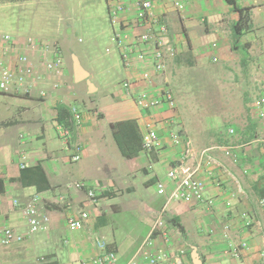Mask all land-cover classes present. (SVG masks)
Returning <instances> with one entry per match:
<instances>
[{"label": "crops", "instance_id": "0c3cea01", "mask_svg": "<svg viewBox=\"0 0 264 264\" xmlns=\"http://www.w3.org/2000/svg\"><path fill=\"white\" fill-rule=\"evenodd\" d=\"M31 1L37 5L43 3L44 9H50L51 1L55 0ZM106 1L108 8L109 1ZM153 1L155 12L168 23L175 49V56L169 59L168 65L170 80L169 69L174 62L200 65L215 57L219 61L236 62L240 78L250 86L256 98L264 88V0H236L251 9L250 21L235 47L231 26L239 15L225 0H187L181 12L174 8L171 0ZM28 3L30 0H0V9L12 14L18 6ZM133 13L134 9L130 8L125 15ZM2 35L0 33V43ZM209 35L214 38L211 44ZM14 36L21 40L25 35ZM38 39L58 43L65 65L60 76L52 75L41 84L48 89L45 98L36 94L0 92V226H11L23 232L27 227L23 208L34 194L40 195L39 209L47 213L51 221L47 230L21 242L0 244V264H61L66 260L81 264L86 258L99 254L92 239L95 234L106 241L108 250L116 252L117 260L110 264H127L174 186L167 175L169 169L186 155L185 144L173 142L169 134L172 129H180V124L191 135L196 154L204 147L228 140L234 146L237 160L225 156L221 150H211V154L225 163L227 171L204 164L198 176L206 182L205 199L171 202L162 227L154 234V248L171 256L183 250L186 264H194V249L200 264H259L261 233L255 226H245L242 217L246 212L264 227V205L260 203L264 198V117L255 108L254 99L247 103L242 118L231 121L233 133L211 128L215 133L211 135L209 128L201 137L184 121L182 123L178 97L173 109L159 107L143 111L125 92L122 80L129 75L140 77L142 64L129 68L122 63L125 76L119 83L121 91H108L106 86L115 80L108 77L99 79L98 84L94 82V76H100L101 71L91 70V66L97 68L98 64L87 50L83 51L82 58L73 50L70 64L66 51L72 48L66 47L63 39ZM23 51L25 46L19 41L7 55L0 53V58L13 67ZM73 54L90 73L83 79L86 84L75 80ZM56 81L63 85L54 88ZM154 81L157 91L161 78ZM78 102H82L83 109ZM70 105L82 110L83 122L74 128L70 142H66L58 136L56 125L63 121L60 107L68 109ZM124 119H135L142 133L150 124L158 131L161 144L151 152L142 150L135 157H125L111 128L113 122ZM74 143L82 145V158L76 162L71 160ZM23 153L26 166L40 165L46 179L32 178L22 172ZM34 179L37 182H33ZM80 180L88 182L99 193L95 201L87 197L86 190L66 187L68 182ZM158 181L164 183L166 191L155 198L147 193V188ZM137 191L144 193L134 196ZM81 209L89 212V218L82 229L72 230L68 227V216ZM125 210L138 211L139 216L135 221L116 217ZM123 223L128 226L125 232H121ZM226 224L230 225L229 235L224 230ZM242 241L248 242L249 247L235 258L230 253V245ZM162 264H173V260Z\"/></svg>", "mask_w": 264, "mask_h": 264}, {"label": "built area", "instance_id": "2783aa9c", "mask_svg": "<svg viewBox=\"0 0 264 264\" xmlns=\"http://www.w3.org/2000/svg\"><path fill=\"white\" fill-rule=\"evenodd\" d=\"M108 11L110 20L115 26L114 41L119 50L120 58L125 67L134 68L138 64L143 65L140 77L129 75L121 82V87L135 100L137 106L143 111L154 108L177 106L175 94L171 88V80L168 75L169 59L175 56L173 40L169 32V26L162 15L155 12L153 0H108ZM129 1V2H128ZM174 8L181 12L185 9L187 0H171ZM134 9L131 15H125L129 9ZM18 37L10 33L1 36L0 53L5 56L22 41L25 51L17 57L15 66H10L7 61L0 58V92L16 93L26 96L34 94L41 98L48 95V89L41 84L50 76H60L63 72L65 60L63 52L58 43L42 42L41 39L33 36ZM110 51V50H108ZM214 60L216 58L214 57ZM161 78V87L156 90L155 78ZM62 82L53 83L54 88H59ZM139 87L135 89V86ZM134 88V89H133ZM259 115L264 117V88L259 92L253 102ZM83 122L82 110L75 105L68 108V116L56 125L58 136L70 142L74 128H78ZM234 132L233 128L229 129ZM173 142H183L186 146V155L171 167L167 173L173 182V188L167 195L164 206L159 211L150 231L141 241L133 256L127 264H162L172 259L173 264H186L185 252L179 251L172 256L166 251L154 248V234L163 225L164 216L167 213L168 205L171 202H190L193 199L204 200L206 182L198 176L204 164H213L227 171L225 163L211 154V150L218 149L227 157L237 160V155L232 144H215L211 147L202 148L197 154L191 145L190 140L180 133V130L172 129L169 132ZM161 144L158 131L147 124L142 133V150L151 152ZM74 153L71 156L73 162L82 158V145L74 143ZM196 158V159H195ZM26 156L22 154L21 168L26 166ZM195 160V162H193ZM157 191L164 194L166 191L163 182L158 181ZM66 187L69 190H86L87 197L95 201L99 193L86 181L68 182ZM40 195L34 194L24 205V214L27 218V227L22 231L7 225L0 226V244L10 245L21 242L26 237L33 236L48 229L50 216L39 209ZM17 204L18 202L15 201ZM212 203V202H210ZM264 205V198L260 199ZM245 226H255L261 233L260 263L264 264V227L261 221L253 220L243 212ZM89 218V212L81 209L70 213L68 216V227L72 230H79L85 226ZM230 225L224 227L226 235H229ZM92 239L99 249V254L90 256L81 264H110L117 260V254L108 250L106 241L99 235L92 236ZM249 247L248 242L242 241L230 245V253L233 257L239 258L244 249ZM45 261V258H42Z\"/></svg>", "mask_w": 264, "mask_h": 264}, {"label": "rangeland", "instance_id": "374dc122", "mask_svg": "<svg viewBox=\"0 0 264 264\" xmlns=\"http://www.w3.org/2000/svg\"><path fill=\"white\" fill-rule=\"evenodd\" d=\"M30 2L28 5L18 6L12 14L3 13L0 9V33L28 35L52 41L63 39L65 46L72 48L66 51L70 64L73 50L80 57L83 51L87 50L98 64L97 68L91 66V70L101 71L100 76H94V82L98 84L99 79L107 80L106 78L111 77L112 81H115L106 86L108 91H121L119 83L125 76V71L114 41L115 26L111 23L106 0H55L51 1L50 9H44L42 2L39 5L34 1ZM212 38L208 36L210 44L214 39ZM82 61L89 68L88 64ZM169 73L171 88L179 99L182 123L184 121L192 132L201 137L209 128L211 135H215L212 129H225L229 132L231 121L242 118L247 110V103L254 99L250 86L240 78L239 65L236 62L210 59L200 65L198 62H183L181 65L174 62ZM81 82L86 84L85 80ZM78 103L83 109L80 105L82 102ZM180 125L182 126L177 130L190 140L194 149L191 135L183 124ZM142 193L144 191H137L134 196H140ZM147 193L155 198L162 196L157 191V184L150 185ZM138 214L135 210H125L116 217L135 221ZM127 227L123 223L121 232H125ZM61 264L73 263L66 260Z\"/></svg>", "mask_w": 264, "mask_h": 264}, {"label": "trees", "instance_id": "16d2710c", "mask_svg": "<svg viewBox=\"0 0 264 264\" xmlns=\"http://www.w3.org/2000/svg\"><path fill=\"white\" fill-rule=\"evenodd\" d=\"M233 11L237 12L239 18L232 23L231 35L235 43L241 38L245 31V26L250 21V9L248 6L239 5L236 0H225ZM67 107H60L59 112L63 115V120L68 116ZM113 136L122 152L127 158L137 156L142 151V132L135 119H124L113 122L111 124ZM222 133V132H221ZM219 132V134H221ZM223 144H231L230 141L225 140ZM22 172L30 174L32 178L39 177L46 179L45 172L40 165L25 166L22 168ZM33 182H37L36 179Z\"/></svg>", "mask_w": 264, "mask_h": 264}, {"label": "water", "instance_id": "95a60500", "mask_svg": "<svg viewBox=\"0 0 264 264\" xmlns=\"http://www.w3.org/2000/svg\"><path fill=\"white\" fill-rule=\"evenodd\" d=\"M72 58H73V67H74L75 80L77 82H79V81H81L83 79H87L89 77V75H90L89 71L86 70L82 66V64H81V62H80V60H79V58H78V56L76 54H73ZM89 83H90L91 87H94V85L91 82H89ZM193 258H194L193 259L194 260V264H200L201 263V260L199 258V255H198L196 249H194V251H193Z\"/></svg>", "mask_w": 264, "mask_h": 264}]
</instances>
